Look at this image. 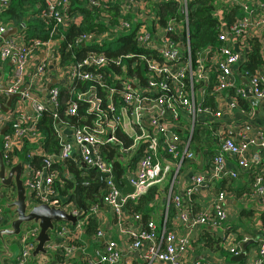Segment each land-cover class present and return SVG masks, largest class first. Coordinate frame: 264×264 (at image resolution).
Segmentation results:
<instances>
[{
	"label": "built area",
	"instance_id": "obj_1",
	"mask_svg": "<svg viewBox=\"0 0 264 264\" xmlns=\"http://www.w3.org/2000/svg\"><path fill=\"white\" fill-rule=\"evenodd\" d=\"M10 1L0 0V9L9 8ZM43 1L46 11L40 18L51 32V38L47 41L41 38L27 40L25 35L4 38L10 23L0 22V57L14 66L7 92L21 94L19 99L27 102L33 112L31 118L21 112L0 114L2 153L6 165L12 167L15 166L13 155L16 150L25 144L36 146L35 151L38 150L44 158L42 169L36 170L30 163L24 164L25 187L29 191L31 205H49L61 209L77 218V222L75 225L57 224L50 235L51 241L45 245L46 254H39L36 258L33 257L37 248L34 240L39 229H22L21 251L11 264H51L49 256L54 255L62 258V262L56 264H75L78 262V253L84 251L82 234L91 219L100 220L104 207L114 217L115 226L127 231L130 237L128 250L137 254L143 264H186L185 257L191 248L194 231L200 227L224 229L228 221L224 192L213 199L211 208L197 213L190 209L189 203L193 196L208 192L225 177L227 155L237 156L239 168L248 169L251 166L248 157L250 149L253 147L257 150L253 155L256 159L264 153V130L254 131L252 126H244L239 131L242 138L239 143L236 142V130H217L219 151L211 169L192 174L185 197L173 193L170 197V204L175 210V223L185 228L183 234L168 228V218L161 236L156 222L149 219L144 223L143 216L130 209V204H138L152 187L164 183L173 173L175 182L184 162L195 159L190 145L199 126L198 118L219 122L223 117L222 111L208 104L211 98L215 101L225 92L233 90L235 100L241 97L250 100L253 107L264 105V69L260 68L252 75L246 73L244 77L247 86L239 82L234 73L235 66L247 62V53L250 51L248 33L264 30V17H253L251 7L243 5L245 0H220L219 9L214 14L219 22V44L193 54L187 19L184 22L172 19L163 28L154 23L157 19L154 20L153 10L147 9V2L177 3L182 14L187 17L189 3L186 0H125L121 11L124 18L115 22H111V14L106 10L107 0H88L91 7L100 10V18L94 29L79 33L72 40H68L66 33L72 27L79 29L84 25L83 14L80 11L72 12L69 0ZM241 4L245 15L228 23L225 20V9L221 6L234 8ZM142 16L147 17L149 26L141 24L139 17ZM99 25L105 27L100 29ZM168 34L176 35V40H170ZM129 36H132L133 47L146 53H123L116 66H121L123 61L136 59V65L130 68L140 69V64H143L147 84L142 85L137 79H128L121 83L122 89L118 90L115 85H106L102 76L89 70L103 68L108 63L106 52L95 48L112 43L119 44L121 48L123 44L119 40ZM236 39L242 50L240 52H236L232 46V41ZM63 43L66 52H72L73 55L81 48H87L88 51L82 60L66 64L60 52ZM40 53L43 59L35 70V80L42 91L47 92L45 103L39 93L24 90L29 64ZM49 69L53 71V76ZM54 81L56 85H53ZM75 83L95 84L88 92H74ZM49 85L53 87L48 88ZM62 87H69L70 92H74V100L67 114L78 115L80 102L86 101V112L95 115L91 125L74 127L59 118L56 112L60 106ZM101 89L109 95L107 110L102 108L104 101L98 96ZM2 95L6 93L0 88V102ZM115 97L117 101H114ZM47 110L53 112L56 121L54 129L60 144L58 153H45L41 146L43 136L37 126ZM8 126L9 129L3 135V129ZM118 132L124 134L131 143L119 139ZM70 134L72 139L68 140ZM104 145L116 147L115 151L120 155L117 160L127 166V174L119 178V182L127 178L134 188L133 193L123 194L116 186L114 161L108 160L109 151L102 147ZM28 157L31 158V155ZM76 157L89 170L104 175L102 203L85 205L86 214L73 197H64L58 193L56 182H60V171L52 167L63 166L69 159ZM237 175L236 171L231 172L232 178ZM61 187H64L62 183ZM254 193L264 195V181L260 177H257ZM1 196L0 192V201ZM10 213L14 219L12 212L0 204V228L7 224ZM135 223L140 224L139 230L130 228ZM97 236L105 239L107 232L99 230ZM224 241L226 248L235 256L238 255L230 236ZM1 250L0 254L5 253L4 249ZM98 257L99 262L89 258L84 261L87 264H131L130 260L123 258L120 244L113 239H108L104 251ZM249 264H264V242L259 244L258 252Z\"/></svg>",
	"mask_w": 264,
	"mask_h": 264
},
{
	"label": "crops",
	"instance_id": "obj_2",
	"mask_svg": "<svg viewBox=\"0 0 264 264\" xmlns=\"http://www.w3.org/2000/svg\"><path fill=\"white\" fill-rule=\"evenodd\" d=\"M82 1V0H81ZM188 3L193 0H186ZM117 2L122 6L125 0H117ZM243 5H248L253 11V17H264V0H245ZM154 8L153 2H147V9L152 10ZM225 11L227 8L222 6ZM241 12V15L237 17L241 18L245 13L242 11V4L235 7ZM240 8V9H239ZM242 9V10H241ZM111 15H115L116 11L109 8L106 9ZM235 10V9H233ZM229 12L225 14V20L228 21ZM116 16V15H115ZM147 17H139L141 24L149 26L146 20ZM152 24V23H151ZM14 28L15 30L8 37H18L25 35L26 26L20 25L15 26L13 23H10L9 29ZM7 30V31H8ZM249 37H255L259 39L261 43V54L263 58V64L261 69H264V30L253 31L252 34L249 32ZM7 37V38H8ZM232 46L236 52L242 51L240 48L239 41L233 40ZM250 46V44H249ZM1 47V43H0ZM43 55L40 53L36 57H33L32 61L29 64L28 74L26 77V84L24 90L31 91L32 93H39V97L42 102L47 101L46 91H42V87L36 84L35 80V70L37 66L42 63ZM52 59L50 63H52ZM13 64L11 62L3 61L0 57V86H7L9 78L13 72ZM259 68V69H260ZM53 67H51V70ZM50 70V69H49ZM53 76V71H51ZM234 73L239 82L243 83L244 86H247L248 82L245 79L244 75L246 72L243 70L242 65L234 67ZM44 89V88H43ZM41 91V92H40ZM234 91H227L223 94L220 99L215 101L211 98L208 101V104L216 110L223 112L222 120L219 122H214L215 120H208L203 117L198 118V130L200 131L201 142L193 135L191 142V151L196 156L189 164L183 166L177 178L174 182V173L169 176V178L162 184L155 186L157 188V194L155 196V201L150 204L152 211L148 219H153L159 227L160 235H163V229L165 221L169 218L168 228L170 230L176 231L178 234H183L185 228L181 224L175 223V210L171 202V195H179L181 197L186 196V191L190 186V178L193 173L205 171L208 172L213 166V161L218 154L219 145L216 144L217 130H225V128L231 129V131L236 130V142H242L240 136V130L244 126L250 125L256 130H264V105L259 107H253L250 100H247L249 103V108H244L238 103V100L234 99ZM7 97V96H6ZM7 99L2 103H6ZM11 113L16 114L21 112L25 114L26 117L31 118L33 116L32 109L29 104L22 99H16L13 107L10 111ZM208 130L209 136L207 137L210 140L214 147H212L210 154H213V158L210 157L207 146V138L205 136V131ZM226 130V134H228ZM71 134L68 136V140H71ZM71 144V143H70ZM217 145V146H216ZM3 146V139H0V150ZM34 145H23L21 149H18L14 153V163L17 165L19 162H26V147ZM255 148L250 149V155L248 154L249 161L251 166L246 169H240L238 166L239 159L235 155H227L225 170L226 175L222 180L216 182L208 192L203 194H196L193 196L190 204V209L194 212H201L208 208H211V203L213 199L221 192L226 194V201L224 208L228 213V221L225 224L227 232L224 229L214 230L210 227L199 228L195 230L192 237L191 248L186 254L185 261L186 264H197V263H208V264H249L254 258L255 254L258 252V247L261 242H264V195H256L254 192L256 190V180L257 177H260L264 181V153L256 159L253 158V155L256 153ZM44 152V150H43ZM34 156L39 154L38 150L34 151ZM50 154V153H49ZM76 161L79 163L80 167H83V163L79 158L76 157ZM63 169V174L67 178H71L73 175L68 171L69 166L64 164L60 166ZM236 171L238 173L236 178H232L231 172ZM27 173V172H26ZM96 182V181H95ZM1 192V191H0ZM29 192V191H28ZM2 194V192H1ZM14 199V198H13ZM140 204V201L138 202ZM140 213V212H138ZM144 216L142 213H140ZM13 218L11 213L8 214V222L3 227L7 226ZM97 232L93 236H89L87 230L82 234L81 243L84 246V251L78 253L77 261L92 259L99 262L98 254L103 252L105 249L106 242L108 239H113L120 244V250L125 260H130L131 264H143L141 260L138 259L137 254L132 253L128 250V245L130 243V237L127 231L121 230L116 224L114 217L109 213L105 207L100 216V220L97 221ZM1 227V228H3ZM229 227V228H228ZM133 230H139L140 224H133L130 226ZM99 230H104L107 232V237L101 238L97 236ZM231 238L233 244L236 246L239 256L243 251V247L246 243L250 241H255L253 245H250L247 249L244 259L241 261H234V254L231 253L229 249L225 246L224 239L226 237ZM19 239V244H20ZM8 243V241H7ZM11 247V244L8 243ZM3 249V248H2ZM2 250L0 249V252ZM21 251V250H20ZM13 252L14 258L8 260L6 264L13 263L19 256ZM101 264V263H98Z\"/></svg>",
	"mask_w": 264,
	"mask_h": 264
},
{
	"label": "trees",
	"instance_id": "obj_3",
	"mask_svg": "<svg viewBox=\"0 0 264 264\" xmlns=\"http://www.w3.org/2000/svg\"><path fill=\"white\" fill-rule=\"evenodd\" d=\"M70 7L72 12L80 11L84 16V25L77 29L76 27L70 28L66 36L68 40H72L79 33H83L85 31H90L95 28L97 21L100 18V10L98 8L91 7L88 0H69ZM220 0H193L188 4V15L185 17V14H182L180 11V6L177 3H154V8H152L153 13L155 14L154 23L160 25L165 28L168 23L175 19L177 22H184L187 19V23L189 26V39L191 45V51L193 54L196 52H200L208 47H213L218 43V34H219V22L215 17V12L219 9ZM105 7L115 10L116 16L111 15V22L117 21L119 18H124L122 15V6L117 2V0H107ZM222 8V6H221ZM235 9V10H233ZM240 9V8H239ZM242 10V9H241ZM46 11V4L43 0H11L9 4V8L3 10L0 9V22L4 23H13L15 26L24 25L26 26V34L25 38L33 39V38H41L43 41H47L51 38V32L46 28V23L40 16ZM243 11V10H242ZM228 21L229 23L234 22L238 16L241 15V12L234 8H227L225 14L228 13ZM104 25H99L100 29H103ZM170 40L175 41L176 35L168 34L167 35ZM120 43L123 44L121 48L117 51H105V46H99L95 49L101 52H106L108 56V63L103 68L98 69H90L89 71L102 76L106 85H115L118 90H121V83L125 82L128 79H137L142 85L147 84L146 71L144 70V65L140 64V69L138 68H130L131 65H136V59L130 61H123L121 66H116V62L120 59V55L123 53H146L144 50H139L138 48L133 47L132 45V36L122 38L119 40ZM186 43V40H184ZM248 42L250 44V51L247 53V62L243 64V70L250 75L257 72V70L263 64V58L261 54V43L259 39L255 37H249ZM61 56L63 58V62L66 64H70L73 62H77L82 60L85 57V52H87V48H81L73 55L72 52L67 53L66 47L61 45ZM95 83H75L76 85L74 92L83 91L88 92L90 88ZM69 88V87H68ZM67 87H62L61 94L59 96L60 106L59 110H57V114L59 118L74 126V127H83L86 125H91L92 121L95 118L94 114L87 113V102H80L81 107L78 115L70 116L67 114V109L70 103L74 100V92H70L71 90ZM235 94V92H234ZM98 96L103 99L104 103L102 104V108L104 110L108 109L106 103L109 101V95L105 90H99ZM237 97V96H236ZM7 99L6 95H2L1 101H5ZM238 103L244 108H249V103L246 99L241 97H237ZM114 101H117V97L114 98ZM117 103V102H116ZM56 121L53 119V112L51 110H47L44 112L41 121L38 123V130L43 136V140L41 142V146L44 149L45 153H58L60 150V144L58 142L56 132H55ZM8 133V132H7ZM204 132L202 133V135ZM200 131L197 129L195 133V137L198 142H201ZM117 136L119 139L128 142H131L125 137L124 134L118 132ZM208 139V138H207ZM207 146L210 157H214L213 154H210L212 147L216 149V147L210 143V140H207ZM216 144L219 145L217 141ZM217 146V145H216ZM36 146H27L26 147V162L30 163L36 170H41L43 165V156L38 154L34 156ZM107 151L108 160L114 161L113 169L114 172H117L119 178H123L127 174V166H124L122 162L117 160L119 154L115 151L116 147L110 145L102 146ZM2 150V149H1ZM31 155V158L28 156ZM192 160H186L184 162V166L189 164ZM66 164L69 166V172L73 175L71 178H67L63 174V169L58 166H52L53 168H59L60 171V182H56V189L61 196H70L74 198V188L75 184L78 182H95L98 181V175L96 171L89 170L86 167H80L79 163L76 161V158L69 159ZM61 183L63 184V188L61 187ZM81 199L84 202V205L98 203L99 200L93 194V190L89 188H82L80 191ZM157 194V188L152 187L148 193L140 199V204H130V209L134 212L142 213L144 223H146L149 219L152 208H150V204L155 201V196ZM96 220H90V224L87 228V233L89 236H93L97 232V224ZM0 249L2 247L0 246ZM51 262L55 261L56 263H61L62 258L59 255L49 256ZM9 259H5V264ZM75 264H87L84 260L76 262Z\"/></svg>",
	"mask_w": 264,
	"mask_h": 264
},
{
	"label": "water",
	"instance_id": "obj_4",
	"mask_svg": "<svg viewBox=\"0 0 264 264\" xmlns=\"http://www.w3.org/2000/svg\"><path fill=\"white\" fill-rule=\"evenodd\" d=\"M14 28H11L4 34V38H7L12 34ZM16 31V30H15ZM57 82L54 81L53 85ZM53 86L49 85L48 88ZM0 88L6 93L8 101L6 103L0 102V114L9 113L13 107L16 99L21 98V94H12L7 92V86H0ZM9 129L5 127L2 131L4 135ZM83 167L85 165L83 164ZM98 181L96 182H78L75 184L74 197L78 207L86 214L85 205L81 199L80 191L82 188H89L93 190V194L96 199L102 203V195L99 193L100 189L104 186V175L102 173H97ZM114 181L116 186L123 192V194H129L134 192L133 186L130 184L127 178H124L122 182H119V175L117 172H113ZM24 163L19 162L17 165L8 167L4 161L2 150H0V182L3 186L14 187L16 192V197L5 204L7 211H11L14 219L12 222L0 228V246L5 250V253L0 254V264H5V259L12 260L14 258L13 250L8 245L6 237L19 236L22 234V228L24 224L34 223L35 227L39 229V234L35 238V243H37V248L33 254L36 258L39 254H46L45 245L51 241L50 235L55 231V227L59 223H70L75 225L77 218L72 215L66 214L61 209L49 205H31L29 194L25 187L24 180ZM5 196L2 194L1 200ZM255 241H250L246 243L243 247V251L239 256H234V261H241L244 259L247 249L250 245H253ZM51 264H56L55 261Z\"/></svg>",
	"mask_w": 264,
	"mask_h": 264
},
{
	"label": "rangeland",
	"instance_id": "obj_5",
	"mask_svg": "<svg viewBox=\"0 0 264 264\" xmlns=\"http://www.w3.org/2000/svg\"><path fill=\"white\" fill-rule=\"evenodd\" d=\"M119 48V44L117 43H112V44H106L105 45V51L111 50V51H117ZM205 136L206 138L209 136V132L208 130L205 131ZM0 191L2 192V194L5 196V198L3 200L0 201V204L2 206H4L5 204H7V202H10L13 200V198L16 197V192L14 187H6L3 186L0 182ZM36 224L34 223H27L23 225V230H25V228H32L35 227ZM21 238V235L19 236H11V237H6V240L8 241L9 244H11V248L13 250L14 253L18 254L21 250V243L19 244V239Z\"/></svg>",
	"mask_w": 264,
	"mask_h": 264
},
{
	"label": "flooded vegetation",
	"instance_id": "obj_6",
	"mask_svg": "<svg viewBox=\"0 0 264 264\" xmlns=\"http://www.w3.org/2000/svg\"><path fill=\"white\" fill-rule=\"evenodd\" d=\"M104 187V186H103ZM103 187L100 189L99 193L103 196ZM75 199V197H74Z\"/></svg>",
	"mask_w": 264,
	"mask_h": 264
}]
</instances>
